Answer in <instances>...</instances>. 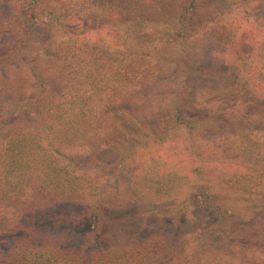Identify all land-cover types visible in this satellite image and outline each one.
<instances>
[{
	"label": "trees",
	"instance_id": "trees-1",
	"mask_svg": "<svg viewBox=\"0 0 264 264\" xmlns=\"http://www.w3.org/2000/svg\"><path fill=\"white\" fill-rule=\"evenodd\" d=\"M174 1L175 12L166 20L144 0H0V69L5 68L0 70V125L7 118L22 120L24 111L30 114L29 126H10L0 135V210L32 217L58 204L87 205L83 214L73 212L67 219L96 223L83 235L37 223L2 228L0 236L8 237L0 241V264H264L257 246L231 245L224 251L210 246L200 232L176 234L181 218L200 201L219 219L212 230L228 223L226 202L213 192L201 168L189 167L178 157L154 156L123 187L68 154L89 145H110L119 110L130 114L129 104L137 110L142 90L149 86L153 93L168 72L167 58L155 50L118 49L107 40L78 36L71 27L80 18L116 14L136 30L171 24L176 27L172 35L186 39L214 23L204 11H216L224 15L210 46L237 48L242 28L228 17L242 0ZM35 44H42V55L18 56L16 51ZM197 58H182L184 71ZM190 82L184 80L169 124L149 138L152 146H163L181 129L190 138L200 130L192 118L195 90ZM41 83L50 89L44 91ZM151 107L144 103L142 109L157 108ZM204 147L213 160L243 159L242 171L223 174L224 189L243 198L264 197V137L258 131L212 138ZM132 208L145 211L134 233L129 225L125 228L126 221L111 219Z\"/></svg>",
	"mask_w": 264,
	"mask_h": 264
},
{
	"label": "rangeland",
	"instance_id": "rangeland-1",
	"mask_svg": "<svg viewBox=\"0 0 264 264\" xmlns=\"http://www.w3.org/2000/svg\"><path fill=\"white\" fill-rule=\"evenodd\" d=\"M144 1L153 10L162 11L167 17L166 20L170 19L176 9L174 0ZM241 2L240 7L233 10L228 17L236 20L242 28L241 42L235 49L210 46V43H213V31L218 27L221 14L224 15L216 11H204L205 18H212L214 23L206 27L203 25V28H198L186 39L172 35L176 32L175 25H155L136 30L120 16L103 12L80 18L73 24L72 31L78 36L91 40H107L118 49L135 46L155 50V55L167 58L168 72L154 85L153 93L149 86L142 90V103H147L149 107L157 106L155 111H143V104L139 102L137 110L134 104H129L127 108L130 114L120 110L117 113L118 121L115 122L110 145L102 148L89 145L73 149L68 154H76L78 163H89L90 166L110 175L112 185L120 182L123 187L132 183L136 172H139V166L154 156L168 159L178 157L179 161L189 167L201 168L213 192L220 194L226 202L228 223L224 228L212 230L219 219L200 201L195 209L181 218L176 234L200 232L204 240L209 241L210 246H221L224 251L231 245H238V249L243 246L254 249L252 247L257 246L256 250L264 253V245L260 243L264 242V197L243 198L224 189L221 184L224 173L231 174L244 169L243 159L213 160L204 147V143L209 139L241 134L244 131L256 130L264 137V0ZM42 49V44H35L16 52L22 59L37 58L42 55ZM192 54L198 55L199 58L190 62V68L184 71L185 65L181 59ZM4 69L0 70L3 72ZM189 79L193 81L189 83L190 88L195 90V101L190 107L193 110L192 118L200 125V130L190 138L186 131L181 129L178 134H172L168 143L163 146H152L149 138L156 135L161 126L169 124L170 110L179 100V91L184 80L188 82ZM40 87L45 89L44 91L50 89L46 83H41ZM162 99L164 101L160 102ZM29 115L24 111L20 117L22 120L5 119L0 125V135L10 126H29V121L26 120ZM252 119L258 121L252 125L251 122L245 123ZM178 153L181 155L178 156ZM87 208V205L77 208L58 204L40 210L32 217L28 214L21 216L16 212L0 210V230L27 228L32 226V223H37L44 229L56 226L60 232L72 230L83 235L95 228V220H82L76 224L74 220L67 218L73 212L81 215ZM144 213L143 208H132L111 219L117 217L126 221L125 228L129 225L134 233L139 230L137 222L143 219ZM34 218L36 222H32ZM7 237L1 235L0 241Z\"/></svg>",
	"mask_w": 264,
	"mask_h": 264
}]
</instances>
